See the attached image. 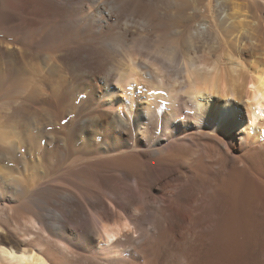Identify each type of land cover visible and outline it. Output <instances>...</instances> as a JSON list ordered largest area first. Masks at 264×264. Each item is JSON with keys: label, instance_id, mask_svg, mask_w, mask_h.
<instances>
[{"label": "bare ground", "instance_id": "1", "mask_svg": "<svg viewBox=\"0 0 264 264\" xmlns=\"http://www.w3.org/2000/svg\"><path fill=\"white\" fill-rule=\"evenodd\" d=\"M189 10L0 0V264H264V0Z\"/></svg>", "mask_w": 264, "mask_h": 264}, {"label": "rangeland", "instance_id": "2", "mask_svg": "<svg viewBox=\"0 0 264 264\" xmlns=\"http://www.w3.org/2000/svg\"><path fill=\"white\" fill-rule=\"evenodd\" d=\"M185 3H187L189 5V13H192L196 15V18H198V22L204 19H207V20H210V19H213V13H214V9H215V6L217 5V1L218 0H183ZM212 1V2H211ZM190 2V3H189ZM199 2V3H198ZM193 3V4H192ZM209 3V4H208ZM216 3V4H214ZM193 5V6H192ZM207 5V6H206ZM210 5V6H209ZM213 5V6H212ZM209 6V7H208ZM212 6V7H211ZM200 7V8H199ZM204 7V8H203ZM207 7V8H206ZM214 8V9H213ZM195 11V12H194ZM208 11V12H207ZM212 12V13H211ZM203 13V14H202ZM54 53H56L54 50H52ZM52 52L49 53L48 51V54L50 55ZM53 55V53L51 54V56ZM39 69L42 70V75L43 76H46L47 73L45 72L44 70V67H42V65H38ZM45 74V75H44ZM64 123L65 121H62V124L59 126V127H63L64 126Z\"/></svg>", "mask_w": 264, "mask_h": 264}]
</instances>
